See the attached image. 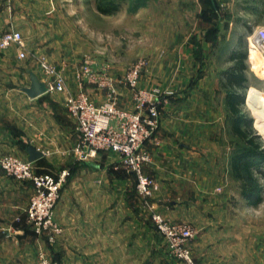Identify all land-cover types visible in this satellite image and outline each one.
<instances>
[{
  "label": "crops",
  "instance_id": "obj_1",
  "mask_svg": "<svg viewBox=\"0 0 264 264\" xmlns=\"http://www.w3.org/2000/svg\"><path fill=\"white\" fill-rule=\"evenodd\" d=\"M90 3L0 0V33L20 31L25 52L32 56L25 53L29 60L23 63L16 47L0 52V159L15 156L28 161L27 149L33 146L42 153L32 162L36 171L53 176L61 170L69 173L54 211L62 231L48 244L27 224L31 184L9 178L0 169V264H35L38 247H45L53 264H150L151 249L158 244L150 211L136 194L133 175L118 166L117 155L99 152L87 161L73 156L78 133L65 109V93L33 98L25 92L32 76L41 78L35 61L39 53L62 70L68 92L78 90L75 72L81 66L83 45L78 30L85 28L88 14L110 23L112 41L108 45L115 74H122L135 58L145 57L147 66L139 87L171 95L157 133L146 144L151 163L145 172L157 182L153 203L165 217L189 221L196 229L192 249L201 264H264V225H247L244 200L238 205L242 210L235 228L225 209L227 201L214 197L206 179L211 160L217 157L215 146L229 123L225 91L214 82L209 86L211 72L197 77L192 87L186 86L197 64L187 54L189 43L177 33L181 27L172 17L178 5L179 14H199V0H171L169 4L165 0H113L110 15H101ZM167 18L170 39L165 38ZM197 21L185 27L194 30ZM202 29L200 25L196 33ZM72 31H77L73 39ZM97 32L94 60L100 63L105 40ZM118 45L122 50H114ZM83 89L95 105L103 102V92L95 86L83 84ZM118 97L120 107L133 108L127 88H120ZM205 194L210 197L204 198Z\"/></svg>",
  "mask_w": 264,
  "mask_h": 264
},
{
  "label": "rangeland",
  "instance_id": "obj_2",
  "mask_svg": "<svg viewBox=\"0 0 264 264\" xmlns=\"http://www.w3.org/2000/svg\"><path fill=\"white\" fill-rule=\"evenodd\" d=\"M90 1H91L90 6L95 7V9L97 5L105 6L107 8L113 6V0H90ZM165 1L166 4H169L171 0H165ZM175 1H178L179 3L182 2L184 3L186 0H175ZM187 1H193V0H187ZM214 2L216 4V8L218 12L217 16H214L213 14L214 12L212 13V6L209 0H199L198 5L200 10H199V14L196 15L193 13H191L188 16L184 14H179L178 11H180V5H178L179 7L178 6L175 7L173 10L175 12V14H172L174 23L177 27H181V31L180 32L177 31V33H180L181 37H183V39L185 38L186 41L189 43L187 54L190 55L197 64L195 65V71H194L196 76L194 75V77H191L186 86L192 87L196 82L197 77H200L201 74L203 73L209 74L211 72V76L213 78L212 77L210 78L209 86H212L211 83L212 84L215 83L217 89L218 88L222 89V84H224L226 81L225 80L226 75L224 73H226L229 69L234 67L235 55L237 53L244 54L243 75L246 80L243 83V89L240 90L243 93L244 100L239 108H240V115L250 123L247 130L246 129L245 130L246 133L248 132L247 136L251 139L252 144H248V143L245 144V142L243 143L240 140H238L235 136H233L230 130V124L228 123L225 127L223 136L215 146V151H216L215 156L217 157L216 159L211 160L213 166L209 168L210 170L208 171L207 174L208 176L206 175V179L209 180L208 185H211L214 189L213 190V195H215L214 197L219 199L221 198L227 201L228 207L225 209L228 210L227 214H229L231 217L230 222L233 223L235 228L238 224L237 223L238 219L236 218V216L238 215V211L241 209L238 205H240L241 202H243L244 200L246 201L245 221L247 225L254 226L259 224V222L264 225V164L258 163L257 165L250 168L251 172L249 175L244 174V172H240L237 176L233 172L231 166L232 157L237 155V153L242 152L244 146L246 148L256 146L258 150L264 152V137L261 134V132L258 130V128L255 127L254 125L256 116L254 114V111L250 108V106H247L245 104L247 99L246 97L248 94V89L250 86L255 87L257 90L261 91L264 95V73H263L264 57L262 58L251 44L254 41L253 38L255 37L257 32L264 31V0H214ZM182 9L184 8L182 7L181 10ZM190 9L193 11L194 9L193 5H191ZM97 12L101 13L99 11ZM110 14H111L110 12L101 13V15H110ZM186 18H188V20ZM195 20H198L196 29L189 31L188 28L190 27L188 26L191 25L192 27V25L195 24ZM75 21L76 20H74V25L77 27L78 25L75 23ZM166 21L167 24H166L165 38L170 39L172 37V33L167 29L169 26L170 19L168 20L167 18ZM185 23H187L188 26L185 27ZM200 25L201 26L203 25L205 29H202V32H200L199 35L198 32L196 33V31L200 29ZM71 26L72 29L73 24ZM8 30H14V29H8ZM96 31L102 32L103 39L105 40V43L102 45L103 47L102 54L104 56V59L100 63L94 60L95 42L96 43L98 42L97 39L99 35L95 33ZM78 32L80 34V38H83V40L80 39L81 42L83 43V45H81L82 52L80 55V65L83 64L84 62H88L89 68L94 74L97 75L105 74L107 78H110V81L108 80V82L110 83L106 87V90L99 89L97 86L87 81H85L83 84H89L90 86H95L98 90L103 92L104 100L102 103L106 101L108 95L107 88L113 87L115 90L113 97L117 107L122 110L133 111L135 108V102L132 99L131 93H130V100L132 102L133 108L126 109L119 106L118 104L119 89L127 88L123 84V76L126 70L130 66H133L138 62L144 61L145 65L139 74V78H138V82H139L140 76L147 66V59L145 57L135 58L132 62L128 63V65L124 68L122 74H115L114 71L112 70L113 60L110 59L111 54L109 53L112 51V49L109 48L108 45L109 41L111 40L109 21L103 19L100 20L96 18L94 15L90 16L88 14L87 24L85 28L84 29L80 28ZM103 33H107L109 36L106 37L105 35H103ZM75 34L77 35V31L70 32L72 39H73V35ZM22 42H23V51L24 53H26L23 36H22ZM201 42L202 43L204 42V44H208V46L201 45L202 44ZM11 47H16V46H11ZM120 47L122 50V46L119 45L115 47L114 50ZM3 50H0V52ZM28 55L29 58L32 57L30 54H27V56ZM27 56L25 55L24 58H19V57L18 58L23 63H26V60H29V58L26 59ZM41 60L50 64L48 58L46 57V54L39 53V56L35 58V61L39 66ZM39 69L41 70V76H40L41 78H39V82L43 83L44 73L43 70L41 69V66ZM161 94L163 95L162 98L164 99V104L162 105L161 113H160L162 116L163 107L169 103L171 95L168 92ZM43 95L47 96L49 94H43ZM217 96L218 95L215 96V103H217ZM225 113L227 114V112ZM228 120L229 118L227 116V121ZM242 128H244L243 125ZM118 166L120 167L119 164ZM120 168L122 169V167ZM33 170L36 173L50 174V172L48 171L38 172L36 171V168H33ZM58 175H56L55 177H57ZM67 178L62 184L61 189L66 184ZM60 194H61V190H60ZM193 195H195V193H193ZM209 197L210 194L204 195V198L206 199ZM154 209L157 212H159L167 221L172 223H184L193 230V236L188 241L187 247L191 252V256L193 260L201 264V262H199L193 254L192 243L196 238L197 231L192 226V224L189 221H173L170 218L165 217L163 212L161 211V208H159L158 205L156 206L154 204ZM149 211L151 215V210L149 209ZM150 224L152 226V222ZM154 232L155 234H157L155 238L158 239L157 240L158 244H156L155 248L151 249L150 264H184L180 259H178L176 256L172 254L164 238L160 234H158L155 230Z\"/></svg>",
  "mask_w": 264,
  "mask_h": 264
},
{
  "label": "built area",
  "instance_id": "obj_3",
  "mask_svg": "<svg viewBox=\"0 0 264 264\" xmlns=\"http://www.w3.org/2000/svg\"><path fill=\"white\" fill-rule=\"evenodd\" d=\"M253 39L252 46L263 58L264 31L257 32ZM11 46H16L19 50L18 57L24 58L22 36L17 30L0 34V50ZM144 65L145 62L140 61L130 66L123 76V84L129 89L135 102L133 111L117 107L113 87L107 88L108 95L104 103L95 105L92 102L83 89V83L87 81L106 90L110 78L105 74H94L88 62L81 64L75 72L78 90L68 92L62 70L41 60L46 89L44 94L65 93V109L78 133V140L71 149L76 160H90L99 152L116 154L120 167L133 175L136 194L143 206L151 210L152 226L164 238L172 254L184 264H199L193 260L187 247L193 230L184 223L167 221L154 209L152 202L157 182L145 172V167L151 163V154L146 144L159 129L164 99L156 88H139L138 78ZM0 169L14 180L28 181L31 184L32 193L25 210L27 224L36 237L45 239L48 244L54 243L62 231L54 220V211L60 198L61 186L69 175L68 171H60L57 177L48 173H36L31 162L15 156L1 158ZM35 264H53L45 247H38Z\"/></svg>",
  "mask_w": 264,
  "mask_h": 264
},
{
  "label": "trees",
  "instance_id": "obj_4",
  "mask_svg": "<svg viewBox=\"0 0 264 264\" xmlns=\"http://www.w3.org/2000/svg\"><path fill=\"white\" fill-rule=\"evenodd\" d=\"M209 2L212 6V13L214 12V16H217L218 12L214 0V4H212L210 0ZM96 9L101 13H109L114 9V7L111 6L107 8L105 6L97 5ZM243 59L244 54L237 53L235 55V65L224 73L226 75V81L222 84V88L225 90L224 103L228 113L231 133L241 142H245V144H252L251 139L247 136L248 132L246 133L250 123L240 115L239 108L244 100L243 93L240 90L243 89V83L246 80L243 75ZM242 125L244 128H242ZM231 162L232 170L236 176L240 172H244V174L249 175L251 172L250 168L258 163L264 164V152L258 150L256 146L247 148L244 146L242 152L237 153V155L232 157Z\"/></svg>",
  "mask_w": 264,
  "mask_h": 264
},
{
  "label": "bare ground",
  "instance_id": "obj_5",
  "mask_svg": "<svg viewBox=\"0 0 264 264\" xmlns=\"http://www.w3.org/2000/svg\"><path fill=\"white\" fill-rule=\"evenodd\" d=\"M263 73H264V60H263ZM245 104L250 106L256 116L254 125L258 128L264 137V95L255 87L250 86L246 97Z\"/></svg>",
  "mask_w": 264,
  "mask_h": 264
},
{
  "label": "water",
  "instance_id": "obj_6",
  "mask_svg": "<svg viewBox=\"0 0 264 264\" xmlns=\"http://www.w3.org/2000/svg\"><path fill=\"white\" fill-rule=\"evenodd\" d=\"M212 4H214L213 0H210ZM31 86L30 88L26 89L25 92L30 96V97H37L40 95H43L46 91L45 86L43 83L39 82V80L35 77H31ZM28 153V162H34L37 159L42 157V153L35 149L33 146H29L27 149Z\"/></svg>",
  "mask_w": 264,
  "mask_h": 264
}]
</instances>
